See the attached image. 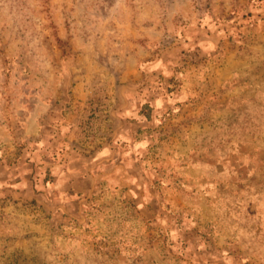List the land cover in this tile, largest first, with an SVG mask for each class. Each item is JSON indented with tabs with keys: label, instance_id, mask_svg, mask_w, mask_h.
I'll return each instance as SVG.
<instances>
[{
	"label": "rangeland",
	"instance_id": "rangeland-1",
	"mask_svg": "<svg viewBox=\"0 0 264 264\" xmlns=\"http://www.w3.org/2000/svg\"><path fill=\"white\" fill-rule=\"evenodd\" d=\"M0 264H264V0H0Z\"/></svg>",
	"mask_w": 264,
	"mask_h": 264
}]
</instances>
